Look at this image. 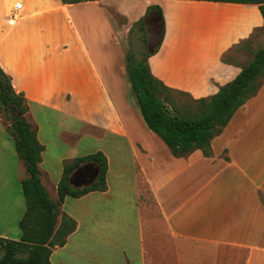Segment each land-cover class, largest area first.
I'll list each match as a JSON object with an SVG mask.
<instances>
[{"label": "crops", "instance_id": "0c3cea01", "mask_svg": "<svg viewBox=\"0 0 264 264\" xmlns=\"http://www.w3.org/2000/svg\"><path fill=\"white\" fill-rule=\"evenodd\" d=\"M17 1L0 0V66L29 105L26 117L45 146L41 179L52 199L59 198L66 163L82 157L76 138L87 126L99 138L116 142L117 151L125 143L134 154L132 168L127 164L122 169L137 174L138 196L157 216L147 224L145 248L141 212L146 211L141 207L140 264H264V81L212 139L211 156L196 149L176 157L144 127L130 102L125 53L119 45L125 25L116 22L112 11L117 4L121 14L135 21L148 6H161L164 38L148 59L150 68L169 87L201 98L216 94L252 60L251 50L264 39L259 6L206 0H22L24 9L18 12ZM186 10L207 15L206 35L199 43L176 34L174 17ZM111 173L108 160L106 190L66 196L61 202L58 225L66 212L77 228L66 244L52 248L53 264L120 263L111 252H96L89 244L79 246L84 252L74 251L82 220L67 210L93 193L113 197ZM27 177L0 115V237H22V180ZM101 239L88 240L112 245L110 237Z\"/></svg>", "mask_w": 264, "mask_h": 264}, {"label": "trees", "instance_id": "16d2710c", "mask_svg": "<svg viewBox=\"0 0 264 264\" xmlns=\"http://www.w3.org/2000/svg\"><path fill=\"white\" fill-rule=\"evenodd\" d=\"M65 4H76L94 0H61ZM257 4L264 17V0H206ZM157 10L164 28L165 18L159 5L147 7L145 15L137 24L145 31V21L151 11ZM144 37L147 48L149 41ZM138 58L134 51L126 54V69L130 84L147 126L155 132L176 157L191 154L201 149L205 156L212 154V139L222 133L235 112L255 96L264 81V45L253 51L252 60L230 82L209 97H191L190 103L179 106L172 92L187 93L166 85L156 77L148 62L163 41ZM228 60V58H225ZM16 108L19 120H14L12 109ZM29 105L22 92H16L12 78L0 66V115L2 111L11 120L8 130L13 136L19 156L23 159L28 177L22 180L26 199V211L20 220V240L0 237V264H53L52 248L66 244L68 236L77 228V221L64 212L60 224V205L66 196L81 197L91 191L107 188L108 158L98 151L78 157L66 163L64 174L58 183V200L52 199L42 182L39 164L45 146L38 138L37 128L27 119ZM94 160L100 165L97 180L88 186L75 188L68 182V175L80 163Z\"/></svg>", "mask_w": 264, "mask_h": 264}, {"label": "rangeland", "instance_id": "374dc122", "mask_svg": "<svg viewBox=\"0 0 264 264\" xmlns=\"http://www.w3.org/2000/svg\"><path fill=\"white\" fill-rule=\"evenodd\" d=\"M121 1L124 2L125 0H120L119 2L121 3ZM117 8H119L117 4L113 5L112 11L116 22L125 25V30H123L121 40H119V45L123 47L125 53L123 59L126 64L127 52L134 51L137 57L141 58L147 51L154 49L157 46L164 31L157 10L151 11V13L147 15L145 31H143L137 24L140 18L135 21H129L128 18L121 14ZM145 13L143 15H145ZM179 16L180 15H176L174 17V24L177 25L175 27L177 36H181L182 34L188 39L190 38L193 42L199 43L206 35L205 27L207 15L203 10H186L182 16ZM184 31H186V33H184L185 35L183 34ZM259 34L260 33L258 32V35ZM143 36L149 41L148 48ZM113 43L114 47H116L115 39L113 40ZM263 45L264 39L258 43L257 46L260 48ZM231 59L233 60L234 58L231 57ZM129 83L130 81L128 84ZM172 94L179 106H185L192 102L191 97L193 96L188 93L172 92ZM128 96L133 107L138 112V118L149 131L150 129L147 127V124L143 119L131 84H129ZM2 117L6 123L11 121L5 111H2ZM156 137L161 143H163L166 149H169L167 144L159 136L156 135ZM76 142L78 143L77 145L81 156L98 151H102L107 155L108 160L112 163L110 184L113 189V197L93 193L91 196L83 200L81 204L76 206V208L74 206L67 207V210L76 212L80 220H82L80 221V228L77 232L80 238L74 242L73 250L76 252H84L79 246L83 243L89 244L94 246L93 250L96 252H101L102 254H104L103 252L107 254L111 252L113 257H115V260L120 261L119 264H140L141 244H143V242H140L139 237V212L141 211V207L142 209H145L147 205L144 204L141 197L138 196L139 192L137 190L139 188V177L137 174L135 175V172L132 170L122 169V167L126 169L127 164L131 167L130 164L136 162L130 146L122 143V149L117 151L116 145L114 144L116 142H111L108 137L102 139L99 138L87 126H83L80 129ZM156 148L160 150L158 145ZM79 166L82 168L81 171H87L89 173H95L100 168L99 163L94 160L82 162ZM81 171L74 172L70 177L74 186H88L97 179L98 174L87 179H80L78 176ZM146 200L148 199L146 198ZM145 211L146 213H144V210L141 212V219L142 224H144L142 227V233L144 232L145 234L144 247L147 248L149 246V232L146 227L149 225L148 222L157 219V216L155 214L152 216L151 210L145 209ZM93 236L102 239L110 237L113 239V242L111 243L112 245H106L102 239V241L100 240L101 242L98 243L88 240ZM75 259L78 258L75 257ZM81 259V261H85V259Z\"/></svg>", "mask_w": 264, "mask_h": 264}, {"label": "water", "instance_id": "95a60500", "mask_svg": "<svg viewBox=\"0 0 264 264\" xmlns=\"http://www.w3.org/2000/svg\"><path fill=\"white\" fill-rule=\"evenodd\" d=\"M12 114H13L14 120H19V119H20V116L17 114L16 108H13V109H12ZM81 170H82V168L79 167L75 172H78V171H81ZM85 172H86V171H85ZM96 174H98V175H97V178H98V177H99V174H100V168H99V170H97V171L93 174V176H95ZM91 177H92V176H91ZM78 178H80V179H87V177H85L83 171H81V173L79 174ZM96 180H97V179H96ZM96 180H95V181H96ZM68 182H69V184H70L71 186H73V187H75V188H82V187L74 186V185L72 184V181H71L70 177H68ZM93 183H94V182H93ZM93 183H92V184H93ZM90 185H91V184H90Z\"/></svg>", "mask_w": 264, "mask_h": 264}, {"label": "built area", "instance_id": "2783aa9c", "mask_svg": "<svg viewBox=\"0 0 264 264\" xmlns=\"http://www.w3.org/2000/svg\"><path fill=\"white\" fill-rule=\"evenodd\" d=\"M15 9H16L18 12H20V11H22V10L24 9V3H23L22 0L17 1V2L15 3ZM15 15H16V14H14V16H15Z\"/></svg>", "mask_w": 264, "mask_h": 264}, {"label": "flooded vegetation", "instance_id": "af4514ba", "mask_svg": "<svg viewBox=\"0 0 264 264\" xmlns=\"http://www.w3.org/2000/svg\"><path fill=\"white\" fill-rule=\"evenodd\" d=\"M83 172H84L85 177H87V178L93 176V174H94V173H89V172H87V171H86V172L83 171Z\"/></svg>", "mask_w": 264, "mask_h": 264}]
</instances>
